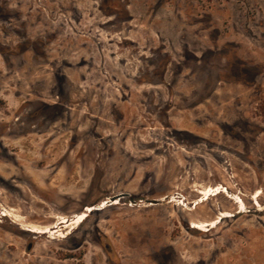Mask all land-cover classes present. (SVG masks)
I'll return each instance as SVG.
<instances>
[{"label": "rangeland", "instance_id": "1", "mask_svg": "<svg viewBox=\"0 0 264 264\" xmlns=\"http://www.w3.org/2000/svg\"><path fill=\"white\" fill-rule=\"evenodd\" d=\"M0 264H264V0H0Z\"/></svg>", "mask_w": 264, "mask_h": 264}, {"label": "water", "instance_id": "2", "mask_svg": "<svg viewBox=\"0 0 264 264\" xmlns=\"http://www.w3.org/2000/svg\"><path fill=\"white\" fill-rule=\"evenodd\" d=\"M128 194L127 193H118L116 195H113V196H110L105 202L104 204H107V205H110V204H113L115 202V200H119L120 198L122 197H125L127 196ZM159 200L157 199H146L145 200V203L146 204H156L158 203Z\"/></svg>", "mask_w": 264, "mask_h": 264}, {"label": "bare ground", "instance_id": "3", "mask_svg": "<svg viewBox=\"0 0 264 264\" xmlns=\"http://www.w3.org/2000/svg\"><path fill=\"white\" fill-rule=\"evenodd\" d=\"M115 202H117V200H115ZM206 225H210V224H208V223H205V222H193V224H192V226L193 227H195V228H201V227H203V226H205L206 227ZM32 227H35V226H32ZM37 228V227H36ZM39 228V227H38ZM43 228H46V226H44V227H40V229H43ZM40 231V230H39Z\"/></svg>", "mask_w": 264, "mask_h": 264}, {"label": "flooded vegetation", "instance_id": "4", "mask_svg": "<svg viewBox=\"0 0 264 264\" xmlns=\"http://www.w3.org/2000/svg\"><path fill=\"white\" fill-rule=\"evenodd\" d=\"M115 203V202H114Z\"/></svg>", "mask_w": 264, "mask_h": 264}]
</instances>
